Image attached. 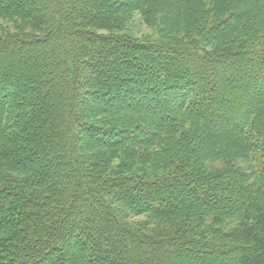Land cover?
Instances as JSON below:
<instances>
[{
    "label": "trees",
    "instance_id": "16d2710c",
    "mask_svg": "<svg viewBox=\"0 0 264 264\" xmlns=\"http://www.w3.org/2000/svg\"><path fill=\"white\" fill-rule=\"evenodd\" d=\"M0 264H264V0H0Z\"/></svg>",
    "mask_w": 264,
    "mask_h": 264
},
{
    "label": "rangeland",
    "instance_id": "374dc122",
    "mask_svg": "<svg viewBox=\"0 0 264 264\" xmlns=\"http://www.w3.org/2000/svg\"><path fill=\"white\" fill-rule=\"evenodd\" d=\"M128 29L134 32L139 37H143L142 35L150 34L153 38H157L155 37L157 34L156 32H154L153 28L151 29L148 25L140 23L138 20H134L132 23H130Z\"/></svg>",
    "mask_w": 264,
    "mask_h": 264
}]
</instances>
